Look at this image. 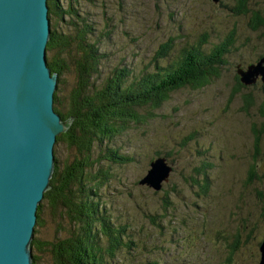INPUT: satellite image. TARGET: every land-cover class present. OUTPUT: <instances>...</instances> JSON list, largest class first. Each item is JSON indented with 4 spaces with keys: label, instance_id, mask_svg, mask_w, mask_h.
<instances>
[{
    "label": "rangeland",
    "instance_id": "obj_1",
    "mask_svg": "<svg viewBox=\"0 0 264 264\" xmlns=\"http://www.w3.org/2000/svg\"><path fill=\"white\" fill-rule=\"evenodd\" d=\"M73 5L90 12L98 32L111 21L114 30L103 42L108 60L119 61L135 71L146 65L154 69L158 50L170 39L177 51L198 42L206 30L213 39H223L236 31L235 48L227 55L228 70L220 78L203 89L176 90L158 112L167 119L158 117L147 126L128 130L113 143L95 145L92 156L99 162L89 170L113 172L107 187L97 190L98 198L103 195L102 203L113 211L116 224L122 225L129 216L135 227V233L126 239L119 262L185 264L186 249L179 245V237L202 234L206 249L197 258L204 264H227V258H231L229 264H259L264 243V133L259 177L249 184L247 166L255 147L252 127L264 128V83L258 81L230 94L236 64H248L264 54V26L251 27L255 12L264 17V0H249L246 14L239 11L240 0H74ZM162 63L165 61L159 65ZM68 80V76L62 79L65 91L71 85ZM245 96L253 99L247 109ZM164 147L173 151L168 153V161L174 171L162 183L167 189L169 210L161 208L153 187L138 184L157 157L156 151ZM112 150L129 161H106L105 154ZM62 156L66 157L65 150ZM203 164L211 165L209 186L206 196H198V188L191 187L186 178L194 167ZM143 208L155 211L156 218L162 221L160 226L166 228L152 234L157 225L141 216ZM56 228V224L48 223L41 238L53 237ZM233 245L237 248L232 253ZM39 263L53 264L47 252Z\"/></svg>",
    "mask_w": 264,
    "mask_h": 264
},
{
    "label": "trees",
    "instance_id": "obj_2",
    "mask_svg": "<svg viewBox=\"0 0 264 264\" xmlns=\"http://www.w3.org/2000/svg\"><path fill=\"white\" fill-rule=\"evenodd\" d=\"M73 1L48 0L51 20L48 65L52 72L59 74L54 106L63 119L73 117L74 122L57 136L53 175L37 211L32 263L40 264L42 254L47 252L53 264H100V257L106 258L107 252L111 258L109 264H124L119 262L120 253H125L126 239L132 237L135 227L129 222V216L122 221V225L116 224L117 217L107 203H102L103 195L98 198L97 190L107 187V179L113 177V172L89 170L99 162L92 156L93 149L102 142L113 143L128 130L147 126L161 117L158 112L172 99L176 90L203 89L220 78L228 70L226 54L235 42V32L223 39H213L211 32L206 30L204 37L197 39L198 42L189 43L177 51L174 50L173 39H170L158 50L154 69H148L149 65H146L135 71L119 61L108 60L103 42L104 39L109 40L106 35L110 36L109 31L114 30L111 21L107 24V30L98 32L90 12L76 9ZM248 2L240 0L239 11L243 14L249 11ZM255 13L257 17L258 12ZM105 21L106 18L102 22ZM261 23L264 24V19ZM162 61L165 63L159 65ZM65 76L69 77L71 84L67 91L64 89L65 82H62ZM234 80L231 96L242 87L263 82L258 79L255 84H245L237 68ZM244 99L245 109L253 105L250 96ZM161 118L165 120L168 117ZM252 130L255 147L253 159L247 166L248 184L258 179L260 157L263 155L261 137L264 128L253 126ZM64 150L65 158L62 156ZM172 152L164 147L155 154L157 157H168ZM105 156L104 159L111 163L129 161L115 150ZM210 168V164L196 166L186 178L191 187L198 188V196L207 195ZM138 184L141 185L140 179ZM155 192L160 197L161 208L169 210L164 185ZM139 212L144 219L157 225L152 232L157 234L156 231L163 226H160L162 221L156 218V212L150 208H143ZM48 223L57 225L56 233L51 238L42 239V229ZM103 238L107 242L106 248L95 245ZM149 245L161 250L152 242ZM236 248L237 245L232 246V253ZM230 261L231 258H227V264Z\"/></svg>",
    "mask_w": 264,
    "mask_h": 264
},
{
    "label": "water",
    "instance_id": "obj_3",
    "mask_svg": "<svg viewBox=\"0 0 264 264\" xmlns=\"http://www.w3.org/2000/svg\"><path fill=\"white\" fill-rule=\"evenodd\" d=\"M49 9L48 0H0V264H33L57 136L74 122L54 106L59 74L48 65ZM237 73L247 85L264 82V55ZM172 171L168 157L158 156L140 184L160 189ZM260 250L264 262V243Z\"/></svg>",
    "mask_w": 264,
    "mask_h": 264
},
{
    "label": "flooded vegetation",
    "instance_id": "obj_4",
    "mask_svg": "<svg viewBox=\"0 0 264 264\" xmlns=\"http://www.w3.org/2000/svg\"><path fill=\"white\" fill-rule=\"evenodd\" d=\"M263 19H264V17H262L258 13V15L256 17V20L254 21V24L251 25V27L253 29H258L261 26H264V24L261 23V21ZM233 31L235 32V42H234L233 45L230 46V49H228L227 54H226V58H227V55L230 54L233 51V49L235 48L237 34H236L235 30H233ZM263 55H260L257 59L252 60L248 64H243L242 62H238L236 65H237V67L241 66L243 68H246L249 64H253V63L258 62L259 59ZM227 65H229V64H227ZM259 79H261V78H259ZM159 229L160 230H164L165 228L164 227H159ZM202 236H203L202 234H195V235L179 237V239H178L179 245L186 249V252H185V254H186L185 264H204L203 259L197 258V256L199 255L200 251L203 250V249H206L205 245H203V242H202ZM97 244L100 245V248L101 247H105V248L107 247V242H106V240L104 238H103V240L100 239L99 241H96L95 245H97ZM104 252H106V251H104ZM105 255H106V258L100 257V259H101L100 262H99L100 264H109L110 263L109 259H111V258L109 257L108 253L106 252ZM113 259H116V258L114 257Z\"/></svg>",
    "mask_w": 264,
    "mask_h": 264
}]
</instances>
